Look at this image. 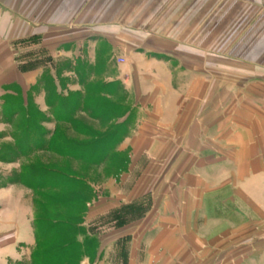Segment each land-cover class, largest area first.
Returning <instances> with one entry per match:
<instances>
[{"label":"crops","instance_id":"1","mask_svg":"<svg viewBox=\"0 0 264 264\" xmlns=\"http://www.w3.org/2000/svg\"><path fill=\"white\" fill-rule=\"evenodd\" d=\"M8 58L43 111L52 90L105 82L122 122L143 118L115 149L124 170L93 188L94 264H264V224L201 243L193 223L201 185L264 219V0H0V74Z\"/></svg>","mask_w":264,"mask_h":264},{"label":"rangeland","instance_id":"2","mask_svg":"<svg viewBox=\"0 0 264 264\" xmlns=\"http://www.w3.org/2000/svg\"><path fill=\"white\" fill-rule=\"evenodd\" d=\"M7 61V75L0 74V86L5 79L9 83L0 89V264H66L67 261L68 264H87L86 259L94 264L97 251L86 252L79 244L63 248V244L72 239L84 241L87 235L82 226L87 207L96 197L93 188L104 196L105 181L123 171L127 155L112 152L104 163L93 166L92 161L109 148L112 141L122 140L131 128L141 125L143 118H128L127 129L122 126L126 109L102 96V93H111L105 82H81L85 90L70 92L68 98L52 90L48 98L53 99L54 105L43 111L44 107L35 103L31 92L23 93L12 83L15 78L13 60L8 58ZM81 78L82 81L87 79ZM43 82L47 90L54 88L50 76L45 75ZM217 98L222 100L223 92H217ZM224 109L217 107L220 113ZM206 127V123H201V135ZM104 134L107 137H103ZM172 140L176 141L169 135V145L173 144ZM163 141L164 138L152 139V145H163ZM70 152L77 157L68 156ZM53 170L61 174H54ZM203 174L206 178V172ZM78 178L86 182L81 183ZM85 184L91 190L89 196L86 189L82 193ZM200 192V209L193 223L199 227L201 243L212 238L222 243L230 227L239 229L264 224V219L254 210L248 208V212L242 213L240 205L244 204L239 200L231 205L226 203L231 220L226 218L229 211L227 214L224 210L222 187L211 195L207 186L201 185ZM208 215L215 217L212 226H208ZM37 219L44 232L38 249ZM56 219L60 224L52 223ZM79 227L83 230L80 233ZM226 237L239 242L236 234ZM188 261L191 263L190 259Z\"/></svg>","mask_w":264,"mask_h":264},{"label":"trees","instance_id":"3","mask_svg":"<svg viewBox=\"0 0 264 264\" xmlns=\"http://www.w3.org/2000/svg\"><path fill=\"white\" fill-rule=\"evenodd\" d=\"M129 119H127V120H125V121H123V124H125V125H122V126H124L126 129H127V127H128V121ZM129 132V131H128ZM128 132L126 133V135L124 136V138L127 136V134H128ZM107 134V133H106ZM106 134H104L103 135V137H107V135ZM118 137V139H119V136H117ZM124 138L122 139V140H114V141H112L111 142V144H110V146H109V148H107L106 150H104V152H102L101 154H99L98 155V158L95 160V161H92V165L94 166V165H98V164H101V163H104L106 160H108L109 159V156H110V154L112 153V152H114L115 153V149L121 144V142L124 140ZM97 141L100 139V137H96L95 138ZM47 146H48V148L47 149H50V146L47 144ZM113 153V154H114ZM67 154V153H66ZM118 155H120V154H118ZM68 156H73L72 158H75V157H77L76 156V154H74L73 152L71 153H68ZM81 160H83V157H81ZM127 163V158H126V160H125V162H124V168H125V164ZM124 170V169H123ZM53 173L54 174H61V172L59 171V170H53ZM65 176H67L66 174H64ZM72 177V179H74V175H71ZM83 179H80V178H78V180L77 181H81V183H83L84 181H82ZM86 182V181H85ZM84 182V183H85ZM58 187H60V186H57L56 188H58ZM84 189H86L87 190V195L86 196H89L90 195V193H91V190L89 189V187L87 186V184H85V186L83 185L82 186V193H84ZM53 222L52 223H54V225H57V224H60V220L59 219H56V220H52ZM41 228H40V219H37V220H35V230H36V248L38 249L40 246H41V240L42 239H40V238H42L43 236H44V232H41V230H40ZM79 229H80V231H79V233L80 232H82L83 230H81L82 228H80L79 227ZM73 244H79V245H82L83 246V249L84 250H86V252H89L90 250H95V251H97L96 250V248H97V244H96V240L95 239H93V238H90V237H87V236H85V238H84V241L81 243V242H79L78 240L77 241H74V239H72V240H70V241H68V242H65L64 244H63V248H70L71 247V245H73ZM35 248V249H36ZM66 264H68V261L66 262Z\"/></svg>","mask_w":264,"mask_h":264}]
</instances>
